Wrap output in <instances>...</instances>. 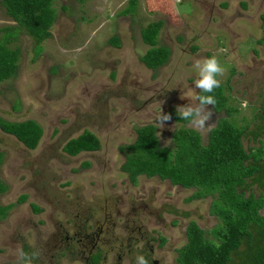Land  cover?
I'll return each mask as SVG.
<instances>
[{
  "label": "rangeland",
  "instance_id": "374dc122",
  "mask_svg": "<svg viewBox=\"0 0 264 264\" xmlns=\"http://www.w3.org/2000/svg\"><path fill=\"white\" fill-rule=\"evenodd\" d=\"M256 1L246 0L245 13L253 18ZM237 2L135 0L132 10L122 14L127 0H52L56 18L51 37L33 44L27 34H19L10 44L19 49L17 71L0 81V117L34 119L42 134L36 147L27 149L0 131V179L7 186L0 204H12L0 219V264H19L21 250L38 253L32 264H81L75 255H60L65 244L60 228L71 226L67 221L74 216L77 224L101 223L107 232L96 242L99 246L114 233L111 222L119 235L123 221H141L152 235L165 239L157 245L155 238L151 245L149 257L159 264H175L189 220L205 230L216 224L217 218L208 211L211 197L185 200L193 187L172 186L157 177L139 176L130 184L119 165L128 152L125 146L135 138L134 128L141 124H155L160 144H169L168 133L179 124L167 121L161 128L155 115L165 113L168 104L177 107L193 101L197 61L215 56L225 69L217 77L222 85L232 69L234 93L246 85L252 98L264 99V45L256 42L261 29L258 20L243 21L237 15ZM156 20L162 22L157 44L166 45L170 54L164 64L150 70L140 61L149 47L140 30ZM5 25L14 22L0 5V28ZM245 27L251 28L249 34ZM111 36L118 38L117 47L108 42ZM228 103L240 107L235 100ZM250 111L240 107L231 118L242 125ZM206 129H196L203 143ZM84 130L97 137L100 148L64 154L63 143ZM23 194L24 201L18 202ZM30 204L39 206L40 212ZM145 204L153 215L141 207ZM168 205L171 212L164 211ZM21 238L28 249L21 247ZM132 255L136 257L132 252L126 258ZM126 258L122 264H128Z\"/></svg>",
  "mask_w": 264,
  "mask_h": 264
},
{
  "label": "trees",
  "instance_id": "16d2710c",
  "mask_svg": "<svg viewBox=\"0 0 264 264\" xmlns=\"http://www.w3.org/2000/svg\"><path fill=\"white\" fill-rule=\"evenodd\" d=\"M134 2L127 0L121 13L132 10ZM0 5L14 22L0 28V81H3L17 71L19 49L10 44L20 33L27 34L33 44L51 37L50 26L56 18V10L52 0H0ZM161 24L160 20L152 21L140 30L142 42L149 46L140 57L147 68L155 69L164 64L170 54L166 45L157 44ZM108 42L117 46L118 38L111 36ZM232 72L231 69L229 74ZM223 87L220 84L213 93L198 91L197 95H214L213 110L229 115L232 109ZM168 114L176 122H186L172 109ZM242 130L243 127H238L231 119L222 117L208 131L204 144L197 131L179 127L172 136V146L168 147L160 145L152 125H142L135 127L134 140L125 146L128 152L120 169L131 183H135L138 175L157 176L173 185L193 187L194 191L185 200L206 195L212 198L208 211L217 218L216 224L205 230L189 220L184 228L186 240L176 248L175 264H264V136H254V145L245 149L240 142ZM0 131L13 136L28 149L36 147L42 133L40 125L30 118L11 121L0 117ZM99 147L97 137L84 130L66 140L61 150L74 156ZM2 159L0 151V165ZM6 189L0 179V195ZM25 197V194L20 195L17 201L22 202ZM11 206L0 204V219ZM30 206L34 212L41 210L35 204ZM28 248L23 245V249Z\"/></svg>",
  "mask_w": 264,
  "mask_h": 264
},
{
  "label": "flooded vegetation",
  "instance_id": "af4514ba",
  "mask_svg": "<svg viewBox=\"0 0 264 264\" xmlns=\"http://www.w3.org/2000/svg\"><path fill=\"white\" fill-rule=\"evenodd\" d=\"M249 1H251V0H249ZM256 2H257V7H256L255 12H254L255 14H257L256 18H253L252 17L253 15H251L250 13H245L246 9L248 8L246 0H238L237 3H238L239 9L237 10V15L243 16L244 17V18H242L243 21H248L249 19H251L250 21L258 20L259 26H257V28L261 29L262 35L258 39H256V42L264 45V41H263L264 40V38H263V36H264V18H263L264 17V0H259ZM225 3H223V4H225ZM252 25H253V23H252ZM248 27L244 28V32H246L247 34L250 33V29H251V28L249 29ZM115 47H117V46H115ZM251 49H252V53L255 54L256 49H254L253 45L251 46ZM160 66H158V67H160ZM144 67H146V66H144ZM158 67H156V68H158ZM148 69L155 70L152 68H148ZM237 75L241 76V78H243L242 74L241 75L237 74ZM233 76H234V72L229 74L227 77L228 81L226 79L227 83L225 81V83L222 86H224L223 89H224L225 95L227 96V100H235V102L239 103L240 107H242L243 109H247V108L251 109L248 116L246 115L245 117H243V119L246 118L245 123H243L242 125H238L237 123H235L233 121L231 116H232L233 112L240 110V107H238L236 104L231 105V103L229 104L227 101L229 107H231V109H232V111L230 112L229 115H225V113L223 111L215 112L212 108V105L206 106L213 113L211 119L208 122H206V125H213L212 127H214L217 124L218 119H220L222 117H226L228 119H231L238 127H243L240 142H241L242 146L246 149L247 146H253L254 145V143H252L254 136H260V137L264 136V120H263L264 119V111H263L264 99L263 98L258 99L255 97L252 98V96H250V93L248 90L249 88L246 85H243L240 88V90L238 91V93H234L233 85H232ZM262 86H264V83ZM198 91H199V89H195V96L197 95ZM171 109L176 111V107L174 104H168V106L166 107L165 113L168 114V111ZM170 121H171V125L174 126V123H177V124H179V126H177L176 128H173V129H171V131H169V133H168L169 144L166 145L168 147H171L173 144L172 136H173L176 129H178L179 127L192 128V126L188 120H186L185 123H181L179 121L176 122L171 118ZM142 125H152L154 127V134L157 138L155 124L148 122V123L141 124L140 126H142ZM257 125L260 127L259 129L256 128ZM211 128L206 129V133L203 137V138H205V142H206V138H207V133ZM192 129H194V128H192ZM41 130H42V128H41ZM194 130L197 131L196 129H194ZM164 131H167V130L165 129ZM134 132H135V128H134ZM161 132L163 133V131H161ZM248 137H249V139H248ZM157 140H158V138H157ZM158 142H159V140H158ZM200 142L203 143L202 139H201V135H200ZM162 146H164V145H162ZM85 152H93V151H85ZM124 158H125V155H124ZM120 165H119V169H120ZM120 171H121V169H120ZM139 176H145V175H138L136 177V180ZM152 177H157V176H152ZM126 178L128 180L127 175H126ZM147 178H150V177H147ZM160 180L168 181L167 179H160ZM128 182L130 184L136 183V181H135V183H131L129 180H128ZM169 184L172 186L183 188L179 185H173L170 182H169ZM189 188H192V187H189ZM204 197H207V195L203 196L201 198H204ZM209 197H211V196H209ZM201 198H193V199H201ZM193 199H191V200H193ZM142 201H144V200H142ZM131 204H132V206H131L132 208H136L134 201H132ZM141 207H146L148 209L147 213H150V215H153L151 213V209L146 204L144 206H141ZM167 207L169 208V210L165 209L164 211L171 212L172 209H170V206L168 205ZM142 210H143V212L146 211L145 209H142ZM173 211H174V209H173ZM157 216L159 217V213L157 214ZM74 217H75L74 220L67 221V223H71V226L63 227L61 225L62 227L60 229L63 231V239L65 241L64 242L65 244L63 246L64 250L61 251L60 255L61 254L65 255L66 252H68L69 254L77 256V258L80 259L81 264H101V263L105 264L108 262H110L111 264H122L124 261V258H126L127 255H129L130 253L133 252L136 256L137 255H144L145 258L148 260L149 264H159L156 259L151 257V255L149 257V254H152V252H153L151 245L153 244V240L155 238L158 242L157 245H162L164 243L165 239H164V237H162L160 235H156V234L152 235V233H154V232H149L147 229H145L146 227L144 226L143 223H140L141 221L138 223L129 222V219L126 221H123L122 224H120V227L122 228L123 233L122 234L120 233L119 235H118V233H115L116 232L115 231L116 223L111 222V227H109V228L114 233L110 234L111 236L104 237L102 240V243L104 244V246H99V244L96 242L98 240L101 241V237H103V236H101V234H104L107 232L106 230H103L101 228L102 227L101 223H99V221H96V222H93L92 224L89 225L88 221H85V224L83 221V222L77 224L76 222L78 221V219L76 216H74ZM104 219H107V217L104 216ZM170 222H173V220H171ZM97 223H99L100 225H98ZM60 229H59V232H60ZM66 229H70L71 233L69 234L68 230H66ZM184 234H185V232H184ZM184 237H185V235H184ZM185 240H186V238H185ZM19 242L21 244V247L23 248V245L25 244L24 239L21 238ZM77 246H78V249L77 250L75 249L76 251L73 250V247L77 248ZM147 247H149V248H147ZM175 256H176V251H175ZM135 259H136V257H134L132 255L131 258H129V257L126 258V261L128 264H132V263L134 264Z\"/></svg>",
  "mask_w": 264,
  "mask_h": 264
},
{
  "label": "clouds",
  "instance_id": "9594fccd",
  "mask_svg": "<svg viewBox=\"0 0 264 264\" xmlns=\"http://www.w3.org/2000/svg\"><path fill=\"white\" fill-rule=\"evenodd\" d=\"M194 67L197 70L198 77L194 81V85L195 89H199V93H213L216 88L220 87L221 81L217 77L223 76L225 69L215 56L197 61ZM208 105L215 107L216 99L214 95L198 94L194 96L193 101L189 104L177 106L176 112L180 119L188 120L193 127L203 130L213 126L209 125L206 127V122L213 115L212 111L206 107ZM155 120L163 128L164 123L171 120V114L163 113L160 110L155 115ZM37 256V252L29 254L21 250L17 260L19 264H32L33 259ZM136 264H149V262L144 255H137Z\"/></svg>",
  "mask_w": 264,
  "mask_h": 264
}]
</instances>
